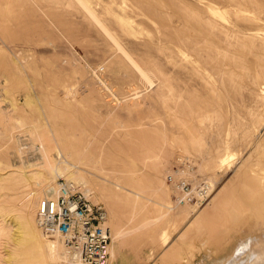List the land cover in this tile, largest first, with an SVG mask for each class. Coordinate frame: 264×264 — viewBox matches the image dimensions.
Masks as SVG:
<instances>
[{
  "label": "rangeland",
  "instance_id": "1",
  "mask_svg": "<svg viewBox=\"0 0 264 264\" xmlns=\"http://www.w3.org/2000/svg\"><path fill=\"white\" fill-rule=\"evenodd\" d=\"M66 1V5L70 2L68 6L54 5L51 0H0V264L58 263L46 250L44 234L37 222V205L45 189L59 180H54L44 168L42 155L36 150L41 144L35 135L39 138L49 135L54 139L48 147L56 170L71 167L67 175L81 172L106 189L103 196L98 193L94 196L107 209L111 228L120 232V238L113 242L117 256L109 264L264 263L252 250L259 235L252 227L257 214L251 217L250 207L242 206L240 218L244 224L237 233H229L226 225L218 224L227 221V217L212 220L199 229H185L190 217L186 212L171 210L176 194L167 181L168 173L178 169L181 172L199 170L196 176L179 174V180L211 178L216 194L245 155L234 156L233 167L226 161L219 168L209 170L206 168L209 164L198 152L188 154L191 161L181 164L177 156L182 149L177 145L172 148L167 144L166 151L152 142L141 147L143 137H150L153 132L156 137L166 133L168 141L183 135L180 123H170L165 117L159 99L167 80L173 85L174 94L194 88L177 87L178 81L191 86L192 76L188 74V67L182 68L177 47L162 32L167 26L172 29L178 25L176 14L182 0H156L157 5L152 0H144L153 7L152 12L157 10L155 16L135 7L136 0H89L98 24L79 2ZM183 1L188 6L195 2ZM227 17L232 18L229 14ZM244 26L245 22L240 21V28ZM133 62L136 65H131ZM137 68L147 77L140 75ZM145 78H149L151 85ZM194 89L207 93L203 87ZM63 130L65 136H59ZM71 135L82 142L75 147L77 150L63 146ZM229 138L227 133L222 136L224 142ZM91 145L94 146L84 156H72L78 149ZM97 147L114 151V156L108 159L110 162L107 155L99 157L101 151ZM201 166L204 171H200ZM62 179L78 184L72 179ZM109 203L114 205L113 214L108 209ZM163 213L168 214L164 220ZM249 220L251 224L247 226ZM213 230L227 231V236L215 239L211 237Z\"/></svg>",
  "mask_w": 264,
  "mask_h": 264
},
{
  "label": "bare ground",
  "instance_id": "2",
  "mask_svg": "<svg viewBox=\"0 0 264 264\" xmlns=\"http://www.w3.org/2000/svg\"><path fill=\"white\" fill-rule=\"evenodd\" d=\"M75 1L77 3L79 2L78 4H80V6H82L83 8H85V10L88 11L87 13L90 14L91 18H94V20L97 19L95 23L98 21V18H95L96 16L95 12H93L89 6L90 5L89 0H75ZM152 1H154L153 3L157 5L158 1L157 2L156 0H152ZM51 2L54 5H64V6H68L70 3L69 2L68 5H66L67 4L66 0H51ZM182 2L184 1L182 0L180 4L177 3L178 5L181 6H178L176 4L178 6V8L176 7L178 9L176 14V18L178 19V25L176 26L177 23L175 24L176 28L172 26L173 30L167 26L165 28V31L162 30V32H164V35H166V37L163 35V33L162 35L165 38L168 37L169 41L168 40L166 41L174 44L177 47L179 52V56L178 54L177 56L180 58V61L182 63V68L188 67L190 69V70L188 69L190 71V73L188 74H190L192 77L188 75V79L189 77H191L190 78L192 81L191 86H189V84L187 85L186 83L180 84L178 81L179 86L177 84V87H189V88L203 87L207 91V93L205 92L206 93L205 95V93L204 94L201 93V91L203 92V90H200L199 92L197 89L191 88L190 90H187L184 93H183L184 90L181 91L178 90L177 92L175 91L174 94V90L172 88L173 85H171L168 80L165 81V87L163 86L164 89H162L164 90L163 95L160 96L159 94L161 93L158 94L156 93V95L160 96L159 99L161 101V105L163 106L162 109L164 108L163 112L164 111L165 112L163 114H165V117L170 120V123H175V122L180 123L181 126L179 125L178 126L182 128L181 130L183 131V135L174 136L171 141H168L167 140L168 138L166 137V133L164 134L163 132L161 136L158 135V137H156V134H154L153 132L156 139H154V136H152L153 134L151 135L153 141L150 138L151 136L148 137L146 135V137H143L142 140L141 137L140 138L141 147L145 148L143 146L145 143L152 142L155 144H160V148L164 147L163 150L166 151L167 144L168 146L169 145L172 146V148L173 145L175 146L177 145L179 146V148L182 149V153L178 154L177 156L178 159L177 162H182L181 164H186L187 161H191V159L188 157V154H191V152H198L203 157L204 159L203 161L206 162L207 165L209 164V166L206 167L209 170H212L213 168H219L222 165V163H225L226 161L230 162L231 164L230 163L229 164L231 166L234 164L236 165L235 163L236 160L234 162H231L233 157L234 156L243 157L245 155L246 157H244V159L242 158L240 161L241 165L238 166L237 168L235 167L236 169H234L231 178H229L226 184L223 185V187L220 188L216 192V194L214 190L215 187L212 181L213 179L211 178L204 177L198 179L195 177L194 181H192V179H185V178L181 179L183 180L182 185L189 184L191 186L192 189L191 192H194V195L197 199V201L194 203L188 201L185 203H181V199L184 198L183 195L184 193L181 194V190L179 191V188L175 182L171 183L174 194H176V200H174L173 202L174 207L171 210L172 211L175 210L177 213H181V211L186 212L187 215L190 217V219L186 222L185 229H191V230L199 229L200 226H202L203 224L206 225L210 221L212 222V220H220L222 219V217H227V221L219 222L218 224L226 225L227 231L229 233H237L241 229V225L244 224V222L240 218V212L242 206L250 207V209H252L251 217L257 214L256 215L257 218L255 217L256 221L253 223L252 227L257 230V233L259 235L256 239V243L252 244L254 245L252 246L253 247L252 250L254 251V253L255 252L257 253L260 259H264V211H263L264 210V175L261 173L262 171L264 172V140H262L264 139L262 138L264 135V0H195V2H193V5L191 4V6L190 5L188 6L187 4H185V2L182 5L181 4ZM133 5L135 7H138V9L140 8V10L143 9L145 12L149 13V15L153 14L155 16L157 14L156 12L157 10L154 9V11L152 12L153 7L151 8V5L145 3L144 0H136L133 2ZM228 14L232 17L230 18L231 20L228 19L227 17ZM158 15H161L159 14V11H158ZM158 18L160 19V16ZM240 21L245 22V26L243 28H240ZM150 31L151 30H149V32ZM117 45L119 46L118 42ZM121 50L123 51V49ZM131 58L129 57L128 59ZM133 63L130 64L136 65L135 62ZM161 66L163 67L162 64ZM138 70L139 71L137 72H139L140 75L142 74L146 75L142 71H140L141 69ZM162 73L165 74L164 72ZM163 74H159V76L164 77L162 76ZM144 77H147V75ZM157 77L158 76H156L155 78ZM148 79L145 78V80ZM160 80L163 79L161 78ZM161 82L164 83L163 81ZM149 84L151 85L150 82ZM51 112L55 115V112L53 111ZM146 130L147 129H145L144 131ZM55 132L53 134L57 135L58 132L57 133ZM61 132L63 133L58 135L65 136L66 131L63 130ZM135 133L137 134V132ZM226 133L230 138L227 142H224L222 140V136L224 134L226 135ZM137 135L139 136V134ZM171 135L173 134L171 133ZM207 135L209 136L210 141L206 140ZM35 136L36 139L35 138L34 139L37 140L39 144H41V146L38 147V149L36 148V150L37 151L39 150L40 151L39 153L42 155L43 158L42 160H44V165L43 164L42 165L45 166L44 168L48 169L51 172L53 179L57 181L62 178L75 180L76 182H78V184H81V186H79L78 184L74 183L75 185L81 188L85 196L87 198L89 197L93 203H97L98 200L95 199L94 194L98 193L102 195L104 194V192H106L105 188L100 187L102 186V184L98 183L97 181L94 182L93 179L91 180L93 182H91L86 175L78 171H73V174L67 175L66 173L71 172V169H73L71 167H68L63 171L56 170L55 161L49 155L50 150L48 147V144H52L51 139L53 141L54 139L51 138L49 135L41 136L40 138L37 135ZM67 138H68L67 142L65 143L64 141L66 145H63L66 146L67 149L71 148L74 150L76 146L82 145V142H80L77 139V137L73 135H71L70 139L69 137ZM93 146L94 145L84 148V150L78 149L77 153H74V155H72L71 153V155L74 156V158L82 157V155L84 156V153L89 150L88 148H91ZM66 147L64 148V150H66ZM239 147L241 148L240 151L238 149ZM111 148L113 149L114 146L113 147L111 146ZM111 148L102 147L101 149H98L97 147V149L101 151L100 152L101 154L100 155L98 154L99 157L102 156L101 158H105L106 157L105 155H107L106 157L107 160L112 158L114 156V151ZM92 150L94 151V149ZM67 151L68 150H66V152ZM99 151L97 152L99 153ZM97 160H95L96 163ZM101 160L102 162L104 161L103 159H100V161ZM159 164L161 165V163ZM199 169L200 171L202 170L204 171L205 168L201 166L199 167ZM180 170L178 169V171L174 173L170 172V174L175 176L177 179H179V174L187 175L188 173H192V176H196V173L199 171V170H195L196 172L195 171L193 172L192 171L194 170L193 168L192 170H189V172L188 171L181 172ZM54 185H50L47 188V190L45 189L41 199L44 198L47 192ZM90 185H92V187ZM116 186L121 187V185L119 184H117ZM131 192L133 191L131 190ZM35 197L38 198L37 196ZM128 202L130 201L128 200ZM109 204H108L109 206L108 209L110 210V213L113 214L111 212V209H113L114 205L112 206L111 204L110 205ZM126 204L129 205L131 203L126 202ZM189 210H192L193 214H190ZM167 215L168 214L163 213V218L161 216L159 221L161 220V218L164 220L166 217H168ZM177 217L175 218L177 219ZM30 219L31 218L27 216V220L30 221ZM109 219L110 218L108 216V224L111 228ZM154 221H150V222L153 223ZM250 224H251V220L246 222L247 226H249ZM252 227L250 226V228ZM113 230H114V235L112 232V244L110 246V251H109L110 252L109 261L110 259L111 260L115 259L117 256V252L113 249V242L115 239L120 238V232H118L115 228L114 229L111 228V231ZM213 231L214 232H212L211 237L213 236L215 237V239L216 238L220 239L222 236L223 238L224 236L225 237L227 236L226 235L227 231L226 232L223 231L215 232V230ZM44 239L46 244L45 245L46 250L50 253L49 256H51L54 261L58 262L59 264L62 263L77 264L71 257L68 248L61 241V239L54 238L52 240L51 238V240H49V237H46L45 235H44ZM247 256L249 257V255ZM236 264H238L237 261Z\"/></svg>",
  "mask_w": 264,
  "mask_h": 264
},
{
  "label": "built area",
  "instance_id": "3",
  "mask_svg": "<svg viewBox=\"0 0 264 264\" xmlns=\"http://www.w3.org/2000/svg\"><path fill=\"white\" fill-rule=\"evenodd\" d=\"M167 180L184 193L181 203L197 201L189 184L182 185L183 180L171 174ZM37 222L46 237L61 239L77 264H108L112 244L108 211L101 203L93 204L73 182L60 179L40 199Z\"/></svg>",
  "mask_w": 264,
  "mask_h": 264
}]
</instances>
